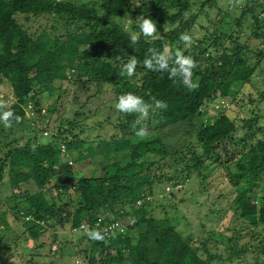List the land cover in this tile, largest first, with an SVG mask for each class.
I'll return each instance as SVG.
<instances>
[{
  "label": "trees",
  "instance_id": "16d2710c",
  "mask_svg": "<svg viewBox=\"0 0 264 264\" xmlns=\"http://www.w3.org/2000/svg\"><path fill=\"white\" fill-rule=\"evenodd\" d=\"M239 10L238 22L247 23L255 36L264 37V0H244ZM186 11L190 13L187 19ZM140 16L154 20L156 36L140 34ZM43 18L53 20L51 28L41 24L34 28L32 22ZM233 21L231 3L222 7L219 0H0V80L11 82L15 101L9 108L23 118L13 129L20 126L29 134L23 144L24 135L7 143L0 137V180L7 178L13 191L30 181L38 187L37 192H28L18 201V207L24 209L15 215L32 216L26 221L30 236L37 240L45 234L44 225L51 219L54 228L69 224L78 230L84 223L93 229L97 221L106 224L111 217H121L128 219L125 233H116L106 242L91 241L86 234L80 238L79 243L88 240L81 250L89 257L88 264H223L242 258L247 245H240L239 237L244 228L252 227V237H259L264 230V189L262 194L257 192L264 180V142L258 140L264 116L256 109L264 103V82L245 85L252 81L259 61L251 66L244 62L229 65L217 50L207 54L224 39L223 28L228 26L235 33ZM129 33L139 35L136 44ZM181 33L192 37L190 47L179 40ZM165 46L173 57L179 50L196 61L192 76L198 83L196 90L190 91L180 79H169L166 71L143 66L149 48L163 52ZM240 49L234 51L240 53ZM260 56L264 58V51ZM131 58L138 61L134 76L120 75L122 64ZM222 61L214 79L216 62ZM69 85L76 91L75 100L67 99L76 107L74 120L67 119L68 128H59L47 143H39L44 130L29 122L24 105L30 99L36 106L47 105L52 93L56 100L68 97ZM81 91L96 101L105 94V100L96 105L99 109L113 106L127 92L149 102L155 97L166 102L167 108L150 110L145 121L149 135L143 140L135 137L131 127L136 116L114 108L120 133L106 138L98 131L100 120L95 119L92 125L79 122L84 116L82 109L89 106ZM244 107H249V114L241 111ZM52 108L56 110V106ZM40 117L39 109L32 118L39 121ZM93 126L97 127L94 134L89 128ZM174 141L180 145L174 147ZM61 144L75 154L73 163L64 157ZM95 156L105 163L101 175L93 170L91 175L76 178L75 161ZM211 164L224 169L237 191L229 199L232 204L228 203L227 211L233 210L241 226L228 235L227 257L215 245L222 233L214 231V240L201 238V245H195L191 235H196L195 230L182 233L171 215L158 217L152 210L155 188L161 182L168 181L179 191L193 179H199L201 188L197 189L202 193L212 185L217 187L219 182L204 173ZM48 185L56 190L54 198L46 196ZM72 192L76 197L67 199ZM15 196L14 192L12 198ZM147 196L152 199L136 205ZM2 203L0 193V232L2 225H8ZM96 229L103 230L100 226ZM3 238L1 232L0 240ZM8 247L0 248L6 258L11 257ZM251 264H264V260Z\"/></svg>",
  "mask_w": 264,
  "mask_h": 264
},
{
  "label": "rangeland",
  "instance_id": "374dc122",
  "mask_svg": "<svg viewBox=\"0 0 264 264\" xmlns=\"http://www.w3.org/2000/svg\"><path fill=\"white\" fill-rule=\"evenodd\" d=\"M219 1L221 6L225 7V1L229 2L231 0ZM101 13L103 17H107L106 14L102 12V9ZM47 20L48 19L43 18L39 22H32L33 27L37 28L41 24L48 26L50 29L51 25L49 23H52L53 20L50 19L49 22ZM30 23L28 22V25ZM245 37L250 50L262 48L263 41L261 39H256L248 34H246ZM262 66V70L257 73L256 77L264 82V61L262 62ZM69 88L71 89L70 93L67 95L68 97L56 100L54 95L55 93H52L46 101L49 106H41L44 109L41 111L40 120L38 122L35 121V123L38 127H40V129L44 130V134H47L48 136L40 134L38 140L39 143H47L50 140L49 135L58 134L59 128H68L69 124L67 123V119L69 121L74 120L76 107H73L74 103L73 105H69L67 103V99L70 101L75 100L76 91L75 87L72 85H69ZM0 92L6 94V98L4 100L8 102V106L12 103V100H15L12 92V85L8 79L4 78L0 80ZM80 95L82 100H88L89 106L82 109V115L84 116L79 118V122L85 120L89 121L92 125L94 120L98 119L101 121V126L98 128L100 134L104 135L106 138H110L115 134L119 135L120 132L115 127L118 115L115 113L114 107L108 104L106 106H102L100 109L96 108L98 103L105 100V94H103V99L98 101H96L95 98L89 99L88 93L83 91L80 92ZM254 96L259 98L258 94H255ZM53 106H56V110L52 108ZM256 109H258L257 112H259L261 116H264V103ZM241 111H245L249 114V107H244ZM229 112L235 111L230 109ZM61 119L66 122L61 123ZM19 127L20 126H16L14 129L13 127L6 129L2 124H0V137L3 143H7V141L12 140L13 138L19 139L23 135L24 137L21 140V143H25L29 134L26 132V128L23 131V129ZM89 128L91 129L90 132L92 134H94L93 131L97 129V127ZM174 142V147L180 145L178 141ZM61 147L65 149L64 153L66 154L64 157L73 163L75 154L66 151L64 144H61ZM99 157L95 156L86 161H75V172L77 173L75 177L79 178L84 174L91 175L93 170H98L95 175L100 176L106 167L104 161L101 162ZM79 169H81V171H79ZM204 173H210L211 177L219 182V185L217 187L212 185V188L208 192L202 193L197 189L201 188L199 179L198 182H194L195 180L193 179L192 181L185 182L182 190L178 191L173 189V192H175L176 195L170 196V182H161L155 188V194L153 195V204L155 207L152 210L154 215L158 217L171 215L175 219L174 221L178 224L182 233H185L188 229L190 231L195 230L196 235L195 233L191 234L195 245H201V238H205L209 241L214 240V231L222 233L217 236V243H215V245L218 246V250L224 254L223 256L227 257L229 254L226 249V246L229 245L228 235L231 234L234 227L241 226V224H237L236 216L233 210L228 208L227 211L229 199L233 198L237 194V191L234 186L230 184V181H228L224 169L217 167V165L211 164L210 167L204 170ZM56 180L57 176L54 177V181ZM262 181L264 182L263 178ZM263 189L264 183L261 182V186L258 188L257 192L262 194ZM37 191L38 187L33 181L23 183L20 188L14 189L13 191L7 178L0 180V193L2 194L3 200L2 208L7 212L6 220L8 222V225H2L1 227V232L4 235V238L3 240H0V248L4 249L6 246H10L8 247L9 249L11 248V257L9 258H6L3 250H0V264H88L87 259L89 257L81 253V250L84 245L87 244L88 240L84 239L81 243H79L80 238L86 234L85 230L78 229L75 231L69 224L64 228L59 225L54 228L51 224H53L55 220L51 219L44 225L46 233L41 235L36 240L29 234V222L27 224L26 219L22 216H15L19 215L20 211L24 209L22 207H18V201L23 200V196L28 192H31L30 194H32ZM45 191L47 197L54 198V196H56V190L52 187V185H48ZM14 192L16 196L15 198H12V194ZM68 196L74 199L76 194L74 192L70 193L67 195V199L70 198ZM229 204H232V200ZM185 220L186 223L182 225V222ZM122 223L127 225L128 219H123ZM186 224L189 226H186ZM262 228L263 227L260 226L258 229L261 230ZM249 229H252V227H245L243 231L245 232L244 235L239 237L240 245H247L241 254V260L235 257L232 262L227 261L223 264H251L255 262H263L264 253L261 252L264 251V241L262 239L264 238V230L262 229V233L259 237H252ZM53 245L57 247L55 252H53L51 247ZM100 257L101 255L99 254L98 258ZM215 263L216 261L213 262V264ZM107 264H111V262H108Z\"/></svg>",
  "mask_w": 264,
  "mask_h": 264
},
{
  "label": "clouds",
  "instance_id": "9594fccd",
  "mask_svg": "<svg viewBox=\"0 0 264 264\" xmlns=\"http://www.w3.org/2000/svg\"><path fill=\"white\" fill-rule=\"evenodd\" d=\"M226 2V1H225ZM226 3H231L232 6V15L234 17L233 25L235 28V33L232 34V31L228 26L223 28L222 30L225 33L224 39H219L220 45L210 49L207 54H213L214 50H217L218 56H225L226 63L229 65L234 62H244L248 66H251L254 62L259 61L260 65L256 68L252 81L246 83L245 85H254L256 81L259 79L256 77L257 73L262 70V62L264 58L260 56V52L264 51V37H257L252 32L251 29L248 27L247 23H239L238 18L240 16V6L244 3V0H231L227 1ZM190 13L185 12L184 17L187 19ZM137 26L140 30V34H142L146 38H152L157 34V27L156 23L152 18L140 16L137 18ZM248 34L256 39H261L263 41L262 48H258L256 50H250L249 44L246 41L245 35ZM131 42L136 44L139 40V35L136 33H129ZM237 37V38H236ZM179 40L182 41L185 46L190 47L193 43L192 37L187 33H181L179 36ZM240 53L234 51L236 48H241ZM148 55H146L145 59L143 60V66L150 71L156 72H164L168 73L169 79H180L184 85L190 90L194 91L198 88V83L193 82V70L197 68L196 61L191 56H186L181 51H176L175 56L170 53L167 46L164 47L163 52L158 51L156 48H149L147 50ZM216 55V56H217ZM138 61L135 58L129 59L126 63L122 64L120 75H127L128 77H132L135 74V70L137 67ZM224 65L222 62H216V66L213 72V78L216 79L221 67ZM6 98V94L0 92V124L3 125L4 128L10 129L13 127V124H20L22 123L23 118L20 115H17L14 111H12L9 107L13 104H9L4 99ZM113 107L119 113L125 115H135L136 119L132 122V129L139 140L146 139L149 135L147 125L145 121L149 118L150 110L155 112L157 109H166L167 103L152 97L150 102L145 101V99L139 95H136L132 92H127L121 94L118 98ZM40 109L43 111V107L36 106L35 103L30 99L26 105H24V110L26 113V117L31 121L32 125L35 124V121H38L34 117V114ZM35 119V120H34ZM258 133V140L261 139L264 142V129L261 128ZM27 141V140H26ZM39 142V141H38ZM62 149V147H61ZM64 150V149H62ZM264 183V182H262ZM178 188L182 186V183L177 184ZM171 187V191L173 189L178 190L177 188ZM179 191V190H178ZM152 197L147 196L139 199L136 203L137 206H142L146 200H151ZM29 221L32 218L31 215H24L22 216ZM121 217H111L110 221L108 222H118L120 227L123 228L122 232H112L110 233L108 229L98 230L96 227L91 229V225L88 226L87 229L78 228L86 231L87 237L91 241L95 242H106L109 238H114L116 233H125L126 225L122 223ZM107 222V223H108ZM135 222L134 220L132 221ZM106 223V224H107ZM105 224V225H106ZM102 229V228H101ZM76 231V228L74 229ZM53 252L57 250L56 246H51Z\"/></svg>",
  "mask_w": 264,
  "mask_h": 264
},
{
  "label": "built area",
  "instance_id": "2783aa9c",
  "mask_svg": "<svg viewBox=\"0 0 264 264\" xmlns=\"http://www.w3.org/2000/svg\"><path fill=\"white\" fill-rule=\"evenodd\" d=\"M63 149V148H62ZM89 226L88 223H84L81 225V228L87 229ZM95 226H100L102 229H108L110 233L112 232H122L123 228L120 227V224L118 222H108L106 225L101 224L99 221L95 223Z\"/></svg>",
  "mask_w": 264,
  "mask_h": 264
}]
</instances>
